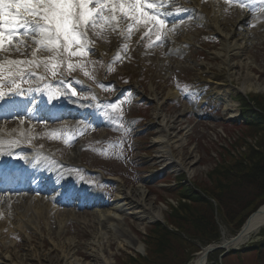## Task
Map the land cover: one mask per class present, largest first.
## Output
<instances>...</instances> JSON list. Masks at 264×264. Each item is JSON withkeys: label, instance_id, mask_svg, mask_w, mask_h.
<instances>
[{"label": "rangeland", "instance_id": "obj_1", "mask_svg": "<svg viewBox=\"0 0 264 264\" xmlns=\"http://www.w3.org/2000/svg\"><path fill=\"white\" fill-rule=\"evenodd\" d=\"M239 2L242 0H233L225 5L227 11L223 23L228 26L235 23L242 10ZM262 9L264 4L258 2L253 5V11L243 9L249 17L245 28L252 43L241 53V58L240 54L230 56V63L240 59L251 62L249 68L253 82L264 85ZM170 11L173 12V9ZM174 11L179 15L169 16L168 19L178 26L166 45L148 48V39L137 38L139 33L127 40L117 33L108 35L107 40L90 34L96 47H105L103 53L96 50V54L90 57L95 62L89 68L93 78L76 70L70 76L66 74L64 80L72 83L77 90L76 97L69 95L67 98L76 106H83L81 112L86 110L98 118L92 123L87 125L78 115L73 119L65 118L68 116L52 119L50 123L39 113L34 116L30 113L17 115L20 121L12 123L0 122V131L13 133L15 128H23L24 132L18 139L9 134L1 140L5 143L18 141L14 147H26L25 152L35 154L34 163L38 165L49 160L51 169H57V179L70 180L74 189L81 190L82 194L95 193L97 199L105 202L99 207L89 202L87 207L78 208L83 199L76 198L72 207L58 212L62 205L46 200L56 196V193L40 194L49 202L51 212L49 216L35 213L34 219L29 221L30 228H21L25 220L20 223L12 218L11 214L16 210L12 205L6 209V205L2 204L6 211L0 212V264H63L64 257L60 256L59 250L69 242L72 243L69 250L71 264H128L131 258L144 257L149 251L153 225L171 228L167 224L172 209L183 202L194 204L190 199L212 185L210 176L218 165L222 162L227 165L230 160L234 161L232 166L244 162L246 149L259 147L258 143L264 141V133L260 130L264 126L246 124L241 117L244 106L255 113H262L264 118V91L240 90L245 70L237 68V75L227 73L215 55L221 48V35L207 20L198 19L193 14L195 8H191L190 13L180 8ZM242 37L243 34L237 33V39ZM123 44H127L126 52L120 51ZM118 52L120 57L116 58ZM40 72L43 73V69ZM24 87L27 88V85ZM172 90L177 92V97H168ZM30 93L35 94L36 101H47L46 93ZM27 95L21 97L26 99ZM93 95L95 100L91 99ZM14 97L21 100L19 95ZM117 98L120 111H106L104 106L110 101L117 102ZM225 99L234 102L232 112L224 109ZM163 117L166 120L169 118L166 124L170 128L166 130L169 138H173L169 146L161 139L166 133L160 127ZM21 120L24 122L21 123ZM70 136L74 142L66 144L64 141ZM56 164L60 167L57 168ZM235 175L228 179L232 180ZM179 187H184L186 191H180ZM119 188L128 192L141 188L145 193V204L158 218L134 213L130 205H125L118 198ZM184 192L185 195L182 194ZM32 195L35 193L20 197ZM254 197L253 203L258 207L264 204V192ZM118 199L121 210L116 214L132 242L125 241L115 232L105 233L104 226H101L104 223L100 224L94 218L96 210ZM211 201L217 208L216 202ZM4 225L13 227V230L3 229ZM220 229L221 236L217 242L203 245L193 253L186 245L180 249L175 244L179 241L172 240L171 246L178 249L174 250L178 264H190L197 252L209 245H221L223 238L228 240L240 230L233 233L234 228L223 224ZM260 230L249 234V237L247 235L237 245L211 251L212 259L206 264H253L255 258L250 249L252 244L264 240ZM98 241L99 249H91L94 246L92 242ZM7 244L10 247L8 250L5 248ZM133 244L141 245V249L132 247ZM260 246L261 249L264 247ZM7 251L15 253V261L5 258ZM227 251H239L240 257L232 252L225 255Z\"/></svg>", "mask_w": 264, "mask_h": 264}, {"label": "snow or ice", "instance_id": "obj_2", "mask_svg": "<svg viewBox=\"0 0 264 264\" xmlns=\"http://www.w3.org/2000/svg\"><path fill=\"white\" fill-rule=\"evenodd\" d=\"M232 2L224 0L226 4ZM257 2L264 4V0H242L239 7L253 11ZM176 3L177 0H0V100L13 103V96L33 91L46 93L50 105L69 95L76 97V88L64 77L80 70L93 78L89 68L95 62L90 57L96 54V46L90 34L107 40L108 35L117 33L127 40L140 33L141 40L148 39V48L166 45L177 28L168 19ZM120 51L126 52L127 44L121 45ZM119 57L120 52L116 58ZM104 107L106 111L119 112L118 98ZM64 142L69 144L74 138L70 136ZM17 143L0 140V155H11Z\"/></svg>", "mask_w": 264, "mask_h": 264}, {"label": "bare ground", "instance_id": "obj_3", "mask_svg": "<svg viewBox=\"0 0 264 264\" xmlns=\"http://www.w3.org/2000/svg\"><path fill=\"white\" fill-rule=\"evenodd\" d=\"M225 5L226 3L222 2V0H206V1L205 0H177V3L172 6L173 12H172L171 17H176L179 15L177 14V12L174 11L175 8H180L182 9V11L186 10L189 13L191 12V8H195L196 12L193 14L197 15L198 19L207 20L208 24L213 28V30H215L218 34L221 35V39H222L221 48L220 50L215 52V55L220 59V62L222 63L223 67L226 69V71H228L227 73L229 75H237V72H236L237 68H240V70L242 69L245 70L243 83H242V87L240 90L244 92L245 91H264L263 84H259L258 82L257 83L253 82V77L250 71L251 68H249V64L251 62L243 61L240 59L238 62L230 63V56L234 54L236 55L240 54L238 56H240L241 58L242 56L241 53L243 54L246 51L247 46H249V44H251L252 42L251 40H249V37H248L249 31L245 28V24L249 20L247 11L243 9L240 10L238 15L236 16L237 18L235 20V23L233 25L228 26L226 23L222 22V20H224V15L226 14V11H227L226 9L227 7ZM237 33L243 34V37L237 39L236 38ZM138 37H140V33L138 34L137 38ZM181 44L182 43H180V45ZM96 50L98 51V53H103L105 51V47L99 45L96 47ZM177 95L178 94L175 90H172L168 93V97H177ZM59 101L61 102L59 107L64 110L61 112V114L71 113L75 115L76 112L80 113V110L83 109V106H76V104L73 101L69 100V98L67 97ZM224 101H225L224 109H226L229 112H232L235 106L234 102L230 99H225ZM55 105L56 104H53V106ZM72 109L73 111H71ZM85 112L87 111H84L83 113ZM158 114L159 113L157 112L156 115ZM89 117L90 119H94V120L97 119L96 117H93V114H89ZM167 121H169V118H167L166 120L163 117L160 127L166 132L165 136L161 138L163 139L162 143H165L166 146H169V142L173 138H169L170 134L166 130V128H170V126L166 124L168 123ZM1 129H4V128H1ZM14 130L15 131L13 133L0 131V140L9 134L15 135L14 138H17V139L18 137L24 135V132L22 131L23 128L22 129L15 128ZM35 146H38V145H35ZM18 152H20V150H18L17 153ZM28 158L22 157V159L20 158L19 161L24 162ZM45 163H46V167H45V170H43L44 172L39 170V171H32L31 173V178L34 181H36V183L41 182V184H43L42 189H45L46 187H48L49 189L50 188L57 189V188L65 187L68 190L69 189L68 186L70 188L71 187L73 188V184L71 183L70 180H67L69 182L65 184L63 183V184H56L54 186H49L50 180L55 175V173H52V171L49 172L48 170L49 167H51L52 165L50 161L47 160ZM56 167L58 168L60 167V165L56 164ZM25 187H23V189ZM118 190H119L118 198L120 199V201H122L125 205H130L133 211H135L134 213H141L143 215H148V217L151 219L158 218L157 215L151 210V207L145 204V201L143 199L145 193L141 188H137L129 192L123 190L122 188H119ZM79 197L83 198L84 207H87L89 205V202H90V205L94 203L97 206L105 204V202L97 199V195L95 193H88V194L83 193L82 194L81 190H77L75 194V198H79ZM14 199H17V200H14ZM19 199L18 197L9 198V199L0 198V212H5L6 209H8L7 207L9 205H12L13 209L16 211H14L11 214V217L16 219L20 223L22 222V219L25 220V224L22 222L21 228L29 226V221L30 220L32 221L34 219L35 213H37L39 216L42 214H47L48 216L50 215L51 206L49 205V202L45 201L41 197H36V196L25 197V198L19 197ZM119 199L116 200L115 203L108 204L106 205V207L99 208L98 210H96L94 212V218L98 220L100 224H102L101 222L104 223L101 226L102 227L104 226L103 228H105L104 229L105 233L115 232L117 235H119V237H122L123 239H125V241L132 242L128 238L125 228H123V226L120 224L118 214H116L119 212V210H121V208L119 207L117 203ZM2 204L6 205V209L2 208ZM261 207H262L261 209L262 211L252 215L249 218L248 224L245 226L244 232H242L241 234H239L237 237L233 238L232 240H230L231 238L228 239V242L225 243L227 244L226 245L227 247L228 245L239 244L240 242H242L241 240L242 238H246L247 235L249 237L250 236L249 234L255 233V232L257 233L260 230L261 227L258 228L257 225L264 223V204L261 205ZM57 211L59 212L60 209H57ZM61 211H64V210H61ZM16 226H19V225H16ZM2 228L3 229L5 228L6 230H10V229L13 230V227H9V226L7 227L6 225H4ZM253 228H255V230H253ZM11 233H14V232L11 231ZM103 234L101 236H103ZM1 235L3 234L1 233ZM225 240H226L225 238L222 239L223 242ZM69 243L70 244L68 245L66 244L65 246L64 245L61 246V249L59 250L61 254L60 256L64 257L63 264H71L70 257H69V253H70L69 250L71 248L72 243L71 242ZM92 244H94V246H92L91 249H95V248L99 249L100 247L99 241L98 243L92 242ZM132 247L141 249V245L137 246L133 244ZM5 248L8 250V248L10 247L7 244ZM14 254L15 253L12 251H7L5 254V258L15 261ZM208 254L205 253V248H203L202 250L196 253V256L193 258L190 264H205V262L208 260ZM57 260H59V257L57 258ZM73 264H79V263H73Z\"/></svg>", "mask_w": 264, "mask_h": 264}, {"label": "trees", "instance_id": "obj_4", "mask_svg": "<svg viewBox=\"0 0 264 264\" xmlns=\"http://www.w3.org/2000/svg\"><path fill=\"white\" fill-rule=\"evenodd\" d=\"M242 108L241 117L245 119L246 124L264 126L262 113H255L244 106ZM260 130L264 133V128ZM258 144L259 147L250 146L246 149L244 162L232 166L234 161L229 158L227 165L224 162L218 165L210 176L212 185L208 189H202L201 194L197 193V196L190 199L194 204L183 202L172 209L171 219L167 224L172 229L160 224L153 225L154 233L147 255L131 258L128 264H178L175 260L177 253L174 251L178 249L171 246L172 240L179 241L175 244L180 249L184 248L182 245H186L191 250L190 253H193L201 246L220 239L221 224L230 225L234 228L231 232L236 233L248 215L258 207V204L253 203L254 196L264 192V141ZM232 174L236 175L232 180L228 179ZM182 189L185 190L182 187L180 191ZM211 200L216 202L217 208H214ZM262 200L264 203V197ZM260 235L264 237L263 228L260 230ZM260 245L264 246V240L252 244L253 248L250 249L255 264H264V247L261 249ZM235 251H229L225 255L232 252L240 257V252ZM212 256L213 253L209 254L208 260H211Z\"/></svg>", "mask_w": 264, "mask_h": 264}, {"label": "water", "instance_id": "obj_5", "mask_svg": "<svg viewBox=\"0 0 264 264\" xmlns=\"http://www.w3.org/2000/svg\"><path fill=\"white\" fill-rule=\"evenodd\" d=\"M261 209H262V207L260 206V207H258L254 212H252V213L248 216V218L246 219V221L244 222V224L242 225L241 229H240L239 232L236 234V236L232 237L230 240H232L233 238L237 237L239 234H241L242 232H244V230H245V226L248 224L249 218H250L252 215H254V214H256V213L262 211ZM263 226H264V223L257 225L258 228H259V227H263ZM255 228H256V227H255ZM255 228H253V230H255ZM241 240H243V238H242ZM226 242H228V240H225L224 242H222L221 245H209V246L205 247V253L208 254V253H210L211 251H213V250H215V249H225V248L227 247V246H226L227 244H225ZM228 246H229V245H228ZM224 254H225V253H224ZM224 254H222V255H224ZM206 262H207V261H206ZM206 262H205V264H206Z\"/></svg>", "mask_w": 264, "mask_h": 264}]
</instances>
